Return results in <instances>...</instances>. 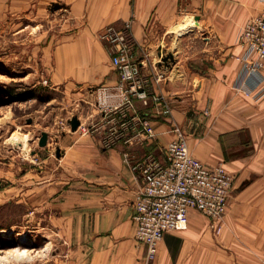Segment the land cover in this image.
<instances>
[{"label": "crops", "instance_id": "1", "mask_svg": "<svg viewBox=\"0 0 264 264\" xmlns=\"http://www.w3.org/2000/svg\"><path fill=\"white\" fill-rule=\"evenodd\" d=\"M7 9L15 33L44 42L49 83L76 89L84 111L86 103L93 105L95 128L62 141L66 158L76 162L68 178L76 181L77 200L62 204L58 223L67 253L60 264H264V197L238 201L245 193L264 196V185L233 194L219 235L211 219L213 226L192 212L186 230L164 235L154 261L136 237L134 204L144 182L136 165L149 157L165 162L162 148L175 138L176 125L205 163L224 162L232 171L244 169V176L252 165L258 173L253 178L264 177V80L241 76L238 59L245 22L264 10V1L0 0V19ZM127 24L148 92L162 95L171 114L129 92L131 140L106 148V135L119 127L116 109L126 105L127 86L100 32ZM244 85L251 95L241 90ZM145 120L155 129L152 138L144 134ZM68 193L61 199L67 201Z\"/></svg>", "mask_w": 264, "mask_h": 264}, {"label": "rangeland", "instance_id": "2", "mask_svg": "<svg viewBox=\"0 0 264 264\" xmlns=\"http://www.w3.org/2000/svg\"><path fill=\"white\" fill-rule=\"evenodd\" d=\"M5 14L0 19V258L12 257L0 264H60L67 253L58 223L62 204L77 200L76 181L68 178L76 162L66 158L68 146L62 141L67 134L75 136L76 132L89 133L95 128L89 112L93 105L86 103L84 111L76 89L49 83L44 76V42H37L36 36L29 38L27 33H15L12 12ZM24 90H33L35 96L17 99ZM263 166L257 164L261 170ZM230 171L234 182L220 222L213 226L210 218L195 211L210 220L218 235L220 224L226 225L233 194L264 185V177L253 178L258 173L252 165L245 176L244 169ZM66 189L67 201L66 197L61 199ZM260 197L264 196L245 193L238 201L251 202Z\"/></svg>", "mask_w": 264, "mask_h": 264}, {"label": "built area", "instance_id": "3", "mask_svg": "<svg viewBox=\"0 0 264 264\" xmlns=\"http://www.w3.org/2000/svg\"><path fill=\"white\" fill-rule=\"evenodd\" d=\"M130 27L127 24L118 29L109 25L100 32L101 39L110 46L112 64L119 70L121 85L127 86L126 105L116 109L119 127L106 135V148L131 140L129 109L133 103L129 92L137 93L146 104L151 99L160 114H171V106L162 95L148 92L141 64L135 59L136 40ZM239 41L243 48L238 56L242 62L240 75L248 74L263 82L264 10L245 22ZM241 90L248 95L253 92L247 85ZM142 128L146 136L156 135L149 121L145 120ZM173 132L175 138L162 148L165 162L149 157L136 165L144 180L134 200L136 237L145 244L148 260L156 258L159 244L168 231L188 228L192 212L198 211L218 224L226 213L234 182V175L224 162L205 163L190 152L180 126H174Z\"/></svg>", "mask_w": 264, "mask_h": 264}, {"label": "trees", "instance_id": "4", "mask_svg": "<svg viewBox=\"0 0 264 264\" xmlns=\"http://www.w3.org/2000/svg\"><path fill=\"white\" fill-rule=\"evenodd\" d=\"M35 96V93L33 90H24L23 92H20L17 94V99H27V98H32Z\"/></svg>", "mask_w": 264, "mask_h": 264}, {"label": "bare ground", "instance_id": "5", "mask_svg": "<svg viewBox=\"0 0 264 264\" xmlns=\"http://www.w3.org/2000/svg\"><path fill=\"white\" fill-rule=\"evenodd\" d=\"M23 239H26V238H23ZM22 256V255H21ZM12 257V256H5V257H2L0 258V263H5L6 261L9 260V258ZM9 262V261H8Z\"/></svg>", "mask_w": 264, "mask_h": 264}]
</instances>
